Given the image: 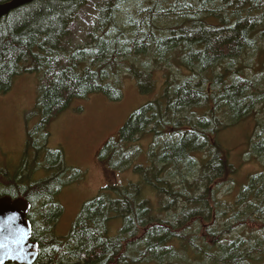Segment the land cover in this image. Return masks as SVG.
<instances>
[{
  "label": "trees",
  "instance_id": "1",
  "mask_svg": "<svg viewBox=\"0 0 264 264\" xmlns=\"http://www.w3.org/2000/svg\"><path fill=\"white\" fill-rule=\"evenodd\" d=\"M86 2L33 0L0 18V93L21 75L39 77L38 123L27 130L13 169L0 159V199L30 205L33 264H264V113L257 118L264 75L250 79L239 66L263 39L264 0H102L89 40L69 49L70 26ZM155 69L162 70L160 93ZM123 74L150 100L96 159L104 173L132 169L141 180L107 185L56 235L64 213L59 194L81 173L67 166L62 148L49 147L47 127L75 100L100 94L119 102ZM251 117L241 151L262 170L226 207L219 194L238 168L221 135ZM141 139L150 142L144 165L135 162L143 150L133 145ZM39 171L44 176L35 179ZM146 189L160 199L158 209ZM221 219L247 235L223 240L226 231L207 225Z\"/></svg>",
  "mask_w": 264,
  "mask_h": 264
},
{
  "label": "rangeland",
  "instance_id": "2",
  "mask_svg": "<svg viewBox=\"0 0 264 264\" xmlns=\"http://www.w3.org/2000/svg\"><path fill=\"white\" fill-rule=\"evenodd\" d=\"M101 1L88 0L82 7L70 26V35L65 47L72 49L75 46H83L89 40L88 34L94 26L97 6L101 4ZM239 66L244 75L250 79L264 75V36L261 41L257 42L255 50H248L246 55L240 59ZM155 70L152 73L156 84L155 92L160 93L163 84L162 70ZM168 71H172L177 77V70L174 67ZM181 72L186 75L183 70ZM121 83L123 97L119 102H111L100 94L91 95L85 100H75L47 127L50 134L49 147L62 148L67 166L81 173V178L77 182L64 188L59 194V202L64 213L54 227L56 235H65L79 212L80 206L107 185H126L138 183L141 180L132 169L122 173H104L96 159L97 152L103 144L109 139H115L128 117L150 100L149 96L139 93L135 81L130 76L123 74ZM38 86L39 77L37 75H21L13 81L9 91L0 93V159L12 169L17 165L23 153L27 130L33 129L39 120L36 110ZM258 108L257 118L261 120L264 108L260 106ZM253 121L254 118L251 117L221 135L224 147L229 150L230 155L232 154L231 160L229 158L230 163L238 168L234 183L229 188L224 187L219 194V199L221 198L226 207L235 204L237 189L241 184L246 183L247 177L262 170V163L249 155L246 148L241 151L243 141L245 139L247 141L248 138V134L245 135L244 132L252 131ZM149 143L148 139H141L133 144L143 150V153L135 160L137 164L144 165V152L148 150ZM36 174L35 179L44 176L42 173L43 175L38 177L41 174L40 171ZM144 193L154 204L155 209H158L160 199L147 189ZM179 206L180 204H177V207ZM167 212L170 211L159 213L164 216ZM226 224L227 221L223 219L207 223L215 230L226 231L221 237L223 240L245 235V233L247 235L245 229L230 227ZM111 231L116 232L117 226L112 225ZM189 231H197L196 226L190 224ZM253 236H256V233Z\"/></svg>",
  "mask_w": 264,
  "mask_h": 264
},
{
  "label": "water",
  "instance_id": "3",
  "mask_svg": "<svg viewBox=\"0 0 264 264\" xmlns=\"http://www.w3.org/2000/svg\"><path fill=\"white\" fill-rule=\"evenodd\" d=\"M33 0H12L11 2L0 5V18L7 15L10 11L30 3ZM85 1V0H83ZM30 207L27 202L22 199H11L9 197H3L0 199V225H4V221L8 217L15 218V224L13 227H24L27 231V237L24 242L23 254L10 258L0 251V264H33L37 259V244L31 241V225L27 219V214ZM13 213H18L19 218L11 216ZM7 227L5 226V231L0 232V240H3L7 236Z\"/></svg>",
  "mask_w": 264,
  "mask_h": 264
},
{
  "label": "snow or ice",
  "instance_id": "4",
  "mask_svg": "<svg viewBox=\"0 0 264 264\" xmlns=\"http://www.w3.org/2000/svg\"><path fill=\"white\" fill-rule=\"evenodd\" d=\"M14 217H8L4 225H0V232L5 231L7 227L8 235L0 240V251L10 258L23 254V245L27 237V231L24 227H13L15 224Z\"/></svg>",
  "mask_w": 264,
  "mask_h": 264
},
{
  "label": "clouds",
  "instance_id": "5",
  "mask_svg": "<svg viewBox=\"0 0 264 264\" xmlns=\"http://www.w3.org/2000/svg\"><path fill=\"white\" fill-rule=\"evenodd\" d=\"M4 194H6V193L0 192V195H4ZM11 216H15L17 218V220L19 218V214L18 213H13V214H11Z\"/></svg>",
  "mask_w": 264,
  "mask_h": 264
}]
</instances>
